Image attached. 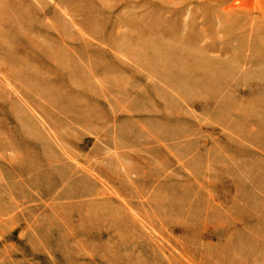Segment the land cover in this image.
Here are the masks:
<instances>
[{
  "label": "rangeland",
  "instance_id": "obj_1",
  "mask_svg": "<svg viewBox=\"0 0 264 264\" xmlns=\"http://www.w3.org/2000/svg\"><path fill=\"white\" fill-rule=\"evenodd\" d=\"M0 264H264V0H0Z\"/></svg>",
  "mask_w": 264,
  "mask_h": 264
}]
</instances>
